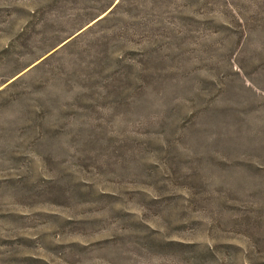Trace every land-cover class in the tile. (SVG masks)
<instances>
[{
  "label": "rangeland",
  "instance_id": "374dc122",
  "mask_svg": "<svg viewBox=\"0 0 264 264\" xmlns=\"http://www.w3.org/2000/svg\"><path fill=\"white\" fill-rule=\"evenodd\" d=\"M107 1L0 0V264H264V0Z\"/></svg>",
  "mask_w": 264,
  "mask_h": 264
},
{
  "label": "trees",
  "instance_id": "16d2710c",
  "mask_svg": "<svg viewBox=\"0 0 264 264\" xmlns=\"http://www.w3.org/2000/svg\"><path fill=\"white\" fill-rule=\"evenodd\" d=\"M115 0H109L107 1V3H105V8H108V7H115V6H118L119 4H121L123 2V0H117L116 2H114Z\"/></svg>",
  "mask_w": 264,
  "mask_h": 264
}]
</instances>
